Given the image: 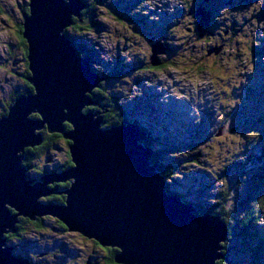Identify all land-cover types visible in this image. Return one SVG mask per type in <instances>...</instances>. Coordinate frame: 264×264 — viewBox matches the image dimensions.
Listing matches in <instances>:
<instances>
[{"label":"rangeland","instance_id":"374dc122","mask_svg":"<svg viewBox=\"0 0 264 264\" xmlns=\"http://www.w3.org/2000/svg\"><path fill=\"white\" fill-rule=\"evenodd\" d=\"M84 1L89 20L96 24H85L84 30L71 25L66 30L77 37L97 72L112 74L101 83L106 82L110 94L126 95L125 117L148 115L154 122L160 118L151 130L154 137L160 136L156 158L169 165L168 190L198 209L224 211L230 239L219 251L226 260L217 263L264 264V254L255 259L239 234V227L249 221L250 228L264 238V159L257 148L264 146V0H138L135 12L130 10L131 0ZM29 3L0 0V116L29 89L28 63L17 33ZM153 10L161 13L155 16ZM190 10L210 15L208 20L190 16ZM139 14H151L157 25L167 20V46L153 41L150 31L146 34L153 38L151 45L140 36L138 24L130 21ZM155 53L160 60L166 53L168 68L155 72L139 68L122 74V62L117 63L119 56L114 58L131 55L150 64ZM99 102L102 108L93 104L85 109L99 111L105 119L101 127L107 128L109 112L105 117V111L110 107L104 106L106 101ZM44 132L46 137L57 136ZM54 139L47 153L31 161L33 167L24 165L27 173L56 170L65 163L69 141ZM53 197L57 194L40 200L54 201ZM37 219H43V226L34 230L27 225L22 237H11L12 256L23 255L31 264H107L106 252L96 249V240L69 232L50 215Z\"/></svg>","mask_w":264,"mask_h":264},{"label":"water","instance_id":"95a60500","mask_svg":"<svg viewBox=\"0 0 264 264\" xmlns=\"http://www.w3.org/2000/svg\"><path fill=\"white\" fill-rule=\"evenodd\" d=\"M87 6L84 0H30L29 13L22 12L27 80L37 95L25 86L27 92L16 98L9 116L0 118V264H29L12 256L5 235L17 231L19 216L35 221L44 215L57 218L69 232L117 249V264H217L225 257L219 251L225 248L227 224L220 216L198 214L168 192L152 164L153 149L144 143L148 134L127 119L104 129L102 117L83 113L86 105L95 104L91 95L104 77L89 57L78 55L65 31ZM198 13L208 20L202 10ZM157 53L152 65L158 67ZM32 113L40 119H29ZM137 119L153 128L150 116ZM64 122L72 130L64 131ZM44 124L49 133H63L70 141L73 165L47 170L35 182L23 160L27 148L42 145L35 131ZM66 182L71 184L62 192L64 203L40 200L57 193V185H51Z\"/></svg>","mask_w":264,"mask_h":264},{"label":"trees","instance_id":"16d2710c","mask_svg":"<svg viewBox=\"0 0 264 264\" xmlns=\"http://www.w3.org/2000/svg\"><path fill=\"white\" fill-rule=\"evenodd\" d=\"M210 1V0H209ZM24 10H25V12L26 13H29V11H30V9H29V7H27V8H24ZM88 9H86V8H84L82 11H81V16L79 17V18H73V20H72V25H74L75 27H76V29L77 28H79L80 30H84L85 29V27L84 26H86L85 24H91V25H93V24H95V22H96V20H93V21H90L89 20V16H88ZM25 14V13H24ZM82 22V23H81ZM23 31H24V27H23V24H21L20 26H19V28H18V36H19V39H20V43H21V45H22V48H23V53H24V59H25V61H27V63H28V59H27V57H28V45H27V42L25 41V39H24V37H23ZM65 34H66V36L72 41V43L74 44V40L73 39H71L73 36L72 35H68V31L66 30L65 31ZM75 45V44H74ZM76 47V46H75ZM78 54H79V56H82V57H86L87 56V54H83V52L82 51H79L78 52ZM28 66H29V63H28ZM160 67H162V66H158L157 68H160ZM26 81H27V83H28V85H29V90H30V93L31 92H33V87L30 85V83L28 82V78L30 77V71H29V68H28V70H27V73H26ZM103 82V81H102ZM102 85V83L100 84V86ZM95 92H97V93H95V94H97L98 96H99V98H100V100L101 101H106L108 104H109V106H110V110H109V114L107 115L108 117H106V119L108 118V120L107 121H109V123H114V124H120L121 123V121H122V119L120 118V120L118 121L117 120V117L118 116H125L126 114L123 112V111H125L123 108H122V106L120 105V103H118L119 101H118V96L117 95H113V94H110L109 92H107L105 89L103 90V89H101V88H99V90H97V91H95ZM96 101V100H95ZM13 104H14V102H13ZM13 104L11 105V106H13ZM11 106H7V108L4 110V113H3V115L2 116H0L1 118L2 117H4V116H6V115H8V113H9V109H10V107ZM90 111H95V110H90ZM84 112L85 113H87L88 112V109H85L84 110ZM126 112V111H125ZM38 117V116H37ZM36 116H35V118H37ZM131 119L133 120V123L135 124V125H137L142 131H144L145 133H148V129H147V127H146V125L145 124H143V122L142 121H139L137 118H135V117H131ZM105 120V119H104ZM114 120H117V121H115V122H111V121H114ZM106 121V124H109L108 122ZM110 126V125H109ZM66 127V129H69L70 127L68 126H65ZM72 127V126H71ZM45 131V130H44ZM43 131V137H44V142L42 143V145L41 146H39V147H35L34 149L33 148H29V149H26V151H25V156H24V161H23V165H25L26 166V168H30V167H33V165L31 164V161L32 160H34V159H36V158H38L39 156H41L42 154H44V153H47V151H49L50 149H51V147H53L55 144V137H58V134H55V135H57V136H54V137H46V135H44V132ZM150 133V132H149ZM148 133V134H149ZM62 136V135H61ZM60 137V136H59ZM62 138H63V136H62ZM158 140H160V137H158ZM161 140H162V138H161ZM68 145H69V143H68ZM257 148H259V151H261V153L262 154H260V156L261 157H263V159H264V146L263 145H259ZM258 151V152H259ZM256 157L258 158V155H256ZM152 162L153 163H156L157 164V161H155L153 158H152ZM73 164H72V162H71V157H70V153H69V151L67 152V160L65 161V163L64 164H62L60 167L62 168L61 169V171L63 170H66V169H68V168H70L71 166H72ZM263 165H264V162H263ZM264 167V166H263ZM42 170V172H38V173H35L34 175H29L31 178H40V177H42V176H44V174L46 173V171L48 170V169H43V168H41ZM30 172H28V174H29ZM61 184V186H59V189L60 190H63V189H67L69 186H70V182H66V183H60ZM170 193H173V192H171L170 191ZM174 194H177V193H174ZM178 196H180L179 194H177ZM181 197V196H180ZM53 198H55V200L53 201V202H56V203H64V201H65V198H66V196L65 195H59V194H57V197H53ZM53 200V199H52ZM184 200V199H183ZM188 202V201H187ZM192 203V202H191ZM193 204V203H192ZM196 207V206H195ZM197 208V207H196ZM261 210H259L258 212H260ZM200 214H207V213H210V214H214V215H217V216H220L221 217V219L222 220H224L225 221V223L227 224V226H228V232H230L229 231V223H228V221L226 220V218H225V214H224V211L223 210H221V212H216V211H212L211 209H207V208H205V209H203V210H201V211H198ZM251 221V220H250ZM60 222V221H59ZM249 221H247V223H248ZM61 223V222H60ZM247 223H245V224H243L242 226H240L239 228H241V232H239V234L242 236V239H243V243L244 244H246V246L248 247L249 246V248H250V250H251V252H252V256L255 258V256L256 255H259L260 253L261 254H264V238L260 235V233L257 231H253L251 228H250V225H251V223L249 222V224H247ZM27 225H32L34 228V230H36V229H38L40 226H43V219H37V220H35V222H33V221H30L29 219H26V218H24V219H21V220H19V223L16 225V232L15 233H12V234H8V235H5V238L9 241V242H11L12 240H11V237L12 236H19V238L20 237H22L24 234L23 233H25V230H27L26 229V226ZM249 226V227H248ZM23 234V235H22ZM228 236L229 237H227V240H229L230 239V235H229V233H228ZM18 240V239H17ZM248 242V243H247ZM12 243V242H11ZM97 244V246L98 247H100L101 245H100V243H96ZM103 247V246H102ZM247 247H245V249L247 248ZM107 248V249H106ZM105 249H106V251L108 252V253H106V255H108V257H107V261H106V263L107 264H116L115 263V261H114V259H112V258H114V256H115V254L116 253H118V250L117 249H115V248H111V247H106ZM100 249V248H99ZM248 250V249H247ZM103 251V250H102ZM256 259V258H255ZM226 260V256H225V258L222 260V262H224ZM254 261V259L252 260V262ZM217 264H221V262L220 263H217ZM253 264H254V262H253Z\"/></svg>","mask_w":264,"mask_h":264},{"label":"flooded vegetation","instance_id":"af4514ba","mask_svg":"<svg viewBox=\"0 0 264 264\" xmlns=\"http://www.w3.org/2000/svg\"><path fill=\"white\" fill-rule=\"evenodd\" d=\"M128 1L129 0H126V1H124L125 3L127 2L128 3ZM213 1V0H212ZM211 1V2H212ZM137 2H138V0L136 1V2H134V1H132L131 0V3H132V6L130 7V5H129V7H130V10H133V12H135V9H136V6H137ZM123 5L124 4H122V7L121 8H123ZM195 7H196V4H195ZM192 8H193V6H192ZM86 9H88V7L86 8ZM128 11V10H127ZM154 11V10H153ZM152 11V12H153ZM161 13V10H160V12H158V11H154L153 12V15H158V14H160ZM190 13H192V14H190V16H192L193 14H194V16L196 17V16H198L196 13H194V11L193 10H190ZM139 17V18H138ZM159 19V18H158ZM160 20V19H159ZM130 21H132L133 23H134V21L138 24V32H139V34H140V36L142 37V38H144L145 40H148V41H151L150 42V45L153 43L152 42V40H153V38L155 39V40H153V41H155V42H158V43H163V42H165V43H163L164 45H168L167 43H166V38L168 39V36H169V34H170V31H169V28H168V25H167V20H166V22H164L163 21V23L161 22V20H160V22H159V25H157V24H155L154 23V19L153 18H151V14H149V15H145V14H139L138 16L137 15H135V17H131L130 18ZM215 22V25H220V24H218V22L215 20L214 21ZM96 24V23H95ZM91 25V24H90ZM94 25V24H93ZM72 26H74V25H72ZM101 25H99V27H100ZM136 30V29H135ZM147 31H150L151 33H152V35H151V37H153V38H150V33H148V34H146V32ZM18 32V31H17ZM189 32V31H188ZM137 33V32H136ZM210 33H212V31H210ZM138 34V33H137ZM138 34V35H139ZM68 35H71V33L68 31ZM73 36V35H72ZM132 36V35H131ZM145 37H147V38H145ZM76 38L77 37H72L71 39H73L74 40V44H75V46H76V49H77V52H79V51H82L83 52V54H87V56H88V53H87V51L85 50V51H83V49H82V47H81V45H79L77 42H76ZM153 47H154V45L152 46V49H153ZM170 47V46H169ZM124 49H126V48H124ZM171 49V48H170ZM79 50V51H78ZM172 50V49H171ZM170 50V51H171ZM92 52V51H91ZM167 54L169 53V52H166ZM165 53V54H166ZM164 54V55H165ZM164 55H162L163 56V59L162 60H160V58H161V56H159V61H160V65L159 66H162V67H160V68H157V66H153L152 65V61L150 62V64H148L149 62H147V63H145V60L143 59V58H136V57H134V56H131V55H129V56H126V57H123V58H121V54H118V55H115L114 56V58L115 59H117V57L119 56V58H118V60H117V63L118 62H122V64H121V67L120 68H122L123 69V73L122 74H124V73H132V72H134V70L135 69H139V68H142V69H144L145 71H150V72H155V71H158V70H161V69H163V68H168V67H165V64H167V63H169L167 60H166V58H164L165 56ZM89 58H90V60H91V63H92V65H94L93 63V60H92V58L90 57V56H88ZM29 63V62H28ZM173 66V65H172ZM176 65H174V67H175ZM28 68H29V66H28ZM171 68V67H170ZM103 74V76L105 77V80L104 81H109L108 79H109V77L110 76H112V74H104V73H102ZM121 74V73H120ZM121 74V75H122ZM120 75V76H121ZM105 82V83H106ZM137 82H139V81H137V80H135V83H137ZM105 83H103L99 88H101V89H105V87H104V84ZM150 88H153L154 89V87H148V89H150ZM99 90V89H98ZM96 91V90H95ZM92 92V95H91V98L93 99V101H94V103H95V105H97L98 107H100V108H102V104L99 102V101H101L100 100V98H99V96L97 95V94H95V93H97V92ZM149 91V90H148ZM115 95H117L118 96V103H120V105L122 106V108L124 109V104L127 102V98H126V95L125 94H123V93H121V92H117V93H115ZM96 100V101H95ZM104 106H107L108 108L110 107L108 104H106V105H104ZM88 108V107H87ZM89 110H93V108H90V109H88V111ZM110 110V109H109ZM109 110H106L105 111V117H106V114H108V112H109ZM120 118L122 119V121H123V119H128L129 121H131V122H133V120L131 119V117L130 118H128V117H125V116H118L117 117V120L119 121L120 120ZM159 117H158V120L156 121V122H154V121H152V123L153 124H158L159 123ZM117 120H114V121H111V122H115V121H117ZM121 121V122H122ZM108 123H109V121H107ZM166 122L163 120V124H165ZM144 124L145 125H151L150 123H147V122H144ZM162 124V125H163ZM65 126H69L70 127V125L69 124H64ZM107 125H110V126H115V125H117V124H114V123H109V124H107ZM152 126V125H151ZM66 129V128H65ZM69 129H71V127L69 128ZM147 129L149 130L148 131V136H147V138L145 139V141H144V143L146 144V146H148V147H150V148H152L153 150H154V153H153V155H152V158L155 160V161H157V163H159V161H158V158H156V147L158 146V145H160L159 143H156L157 141H158V136H155L154 137V134H153V131L151 130V128H149V127H147ZM161 129L163 130V129H165V130H167V128L164 126L163 128L161 127ZM164 131V130H163ZM62 137L60 134H58V137ZM160 137V136H159ZM163 147V146H162ZM61 166V165H60ZM58 167V169H56L57 171H60L62 168L61 167ZM41 178V177H40ZM40 178H36L37 180H39ZM59 186H61V184L59 183L58 185H57V193L56 194H59V195H63L62 194V192L64 191V190H60L59 189ZM66 190V189H65ZM59 225L62 227V228H64L65 229V226L62 224V223H60L59 222ZM97 243V242H96ZM96 243H94V245H95V247H96V249L97 248H100L101 250H104L106 253H108L107 251H106V247H102V246H100V247H98L97 246V244ZM14 244V243H13ZM106 255V254H105ZM24 256H26V257H28V254H25ZM20 257H23V255H20ZM107 257H108V255H106V257H105V261H107Z\"/></svg>","mask_w":264,"mask_h":264},{"label":"clouds","instance_id":"9594fccd","mask_svg":"<svg viewBox=\"0 0 264 264\" xmlns=\"http://www.w3.org/2000/svg\"><path fill=\"white\" fill-rule=\"evenodd\" d=\"M197 15H199V14H197ZM66 35V34H65ZM67 37V36H66ZM68 38V37H67ZM74 45V44H73ZM75 46V45H74ZM76 48V47H75ZM79 55V54H78ZM82 57V56H81ZM86 57H88V56H86ZM90 59V58H89ZM91 61V60H90ZM91 66H92V68L96 71V69L94 68L95 66L94 65H92V63H91ZM96 73L97 74H99L101 77H104L102 74H100L99 72H97L96 71ZM104 80H105V77H104ZM18 98V97H17ZM16 100V99H15ZM15 102V101H14ZM196 112V111H195ZM197 113V112H196ZM1 118V117H0ZM127 121H129L128 119H127ZM110 127V126H109ZM112 127V126H111ZM108 128V127H107ZM105 129V128H104ZM170 145H171V143L170 142H168V148H170ZM148 147V146H147ZM166 149H167V147H166ZM153 153H154V150H153ZM153 153L151 154V161H152V155H153ZM159 161V160H158ZM152 164H155V165H157V172H159L163 177H164V180L166 181V178H167V176H168V173H167V170L169 169V165H167V164H164V163H161V162H159V163H153L152 162ZM48 170H51V169H48ZM51 171H53V172H60V171H57V170H51ZM63 171V170H62ZM28 174V173H27ZM30 174H28V177L29 178H31L30 176H29ZM39 181H41V179H39V180H35V182H39ZM167 184V183H166ZM56 186V184H54V185H51L50 187H55ZM167 190H168V185H167ZM168 192L170 193V191L168 190ZM171 194H173V195H177V194H174V193H171ZM182 200H183V198H182ZM184 202H186V203H190V204H192L191 202H187V201H185V200H183ZM194 207H195V205L194 204H192ZM195 209L197 210V213L198 214H200L198 211H201V210H203V209H205V208H203V209H198V208H196L195 207ZM207 214H210V213H207ZM200 215H202V214H200ZM12 244H13V242H12ZM7 246H11V242H9L8 240H7ZM18 258H20V259H25L24 257H20V256H18Z\"/></svg>","mask_w":264,"mask_h":264},{"label":"bare ground","instance_id":"6f19581e","mask_svg":"<svg viewBox=\"0 0 264 264\" xmlns=\"http://www.w3.org/2000/svg\"><path fill=\"white\" fill-rule=\"evenodd\" d=\"M206 1H209V0H206ZM205 14H206V16H208V17H209V15H210L209 13H205ZM25 41H26V40H25ZM30 85H31V84H30ZM31 86H32L33 89H34L33 92H31V94H32V95H37V93H36V91H35V87H34L33 85H31ZM85 107H88V105H86ZM84 110H85V108L83 109V113H85ZM8 111H9V110H8ZM65 112H66V110H65ZM88 112H91L92 114H96V117H97V118H99V117H102V118H103V115H100V114H99V111H96V112H95V111H88ZM88 112H87V113H88ZM85 114H86V113H85ZM37 115H38V118H37V119H40V115H39V114H37ZM8 116H9V115H6V116H4V117L7 118ZM32 118H33L32 116H29V119H32ZM94 118H95V117H94ZM103 120H104V118H103ZM64 124H69L70 127L72 126V125H71L70 123H68V122H64L63 125H64ZM72 128H73V127H71L70 130H72ZM44 130H47V131H48L47 124H44V128L35 131L36 134H40V135H41L43 142H44V137H43V134H42V133H43ZM70 130H69V131H70ZM64 131H66L65 128H64ZM48 132H49V131H48ZM53 134H60V133H53ZM60 135H63V138L66 139V138L64 137V134H63V133L60 134ZM67 140H68V139H67ZM68 141H69V140H68ZM69 145H70V141H69ZM23 161H24V160H23ZM52 188H54V187H52ZM40 218H41V217H40ZM29 264H31V262H29Z\"/></svg>","mask_w":264,"mask_h":264}]
</instances>
